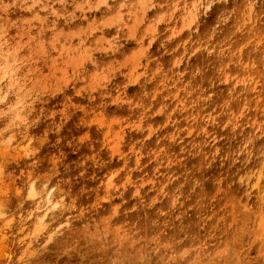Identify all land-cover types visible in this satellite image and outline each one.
Instances as JSON below:
<instances>
[{"label":"rangeland","instance_id":"1","mask_svg":"<svg viewBox=\"0 0 264 264\" xmlns=\"http://www.w3.org/2000/svg\"><path fill=\"white\" fill-rule=\"evenodd\" d=\"M8 2L0 0V53L14 54L22 87H40L33 117H14L23 124L18 140L0 141V264H12V237L15 264H125L127 229L159 230L151 226L153 212L136 202L133 180L144 186L143 178L121 175L126 169L142 160L151 174L180 167L195 159L185 144L208 148L211 140L219 148L226 137L218 133H231L241 120L242 133L264 127V3L128 0L127 9L120 4L107 14L95 0H70L44 19L35 11L5 12ZM0 63V73L13 70ZM66 89L76 100L103 94L92 105ZM44 96L58 97L59 105L44 107ZM31 180L56 188L52 199L65 211L50 217L47 229L39 216L32 222L38 205L26 199ZM116 181L133 188L122 211L125 201L107 195ZM161 198L163 192L151 196L147 207ZM106 202L108 214L98 215ZM68 219L49 239L47 232ZM97 223L106 230L95 231ZM37 231L45 233L31 239Z\"/></svg>","mask_w":264,"mask_h":264},{"label":"clouds","instance_id":"2","mask_svg":"<svg viewBox=\"0 0 264 264\" xmlns=\"http://www.w3.org/2000/svg\"><path fill=\"white\" fill-rule=\"evenodd\" d=\"M70 0H9L4 11L19 9L24 12L43 14L48 19L53 14L54 6L59 5L60 12ZM255 3V0H248ZM264 3V0H261ZM97 10L103 8L107 14L114 13L120 4L129 7L128 0H95ZM66 14V13H65ZM193 39V43H196ZM201 44L204 41H199ZM0 61L12 66L13 70L7 75L0 73V141L12 145L23 132V124L14 119L17 115L31 119L36 113L39 104L35 103L39 85L33 87L32 83H24L18 79L17 72L22 75V70L17 69L18 61L12 52L0 53ZM0 67L3 64L0 63ZM31 90V91H29ZM103 93H83L79 100L72 94L71 89H66L64 95H72L78 103L87 102L95 105L100 103ZM114 95V93H113ZM44 107L53 104L59 105L58 97L44 96ZM105 103L108 100L104 101ZM43 113L37 114L36 124L39 126ZM7 124L8 127H3ZM244 128V121L237 122L236 128L231 132L218 133L226 137L217 148L215 142L209 141L210 147L202 145H184L185 152L191 153L195 159H185L183 166L157 171L151 174V169L144 166V161L135 166L131 173L127 169L121 175L142 177L144 186L138 180H133L135 186L137 205L144 202V207L153 212L152 227H159L155 233L141 232L139 228L127 229L130 241L127 254L123 257L125 264H264V127L253 134ZM231 144V149L226 146ZM214 149H216L214 151ZM177 156L179 149L173 148ZM33 155L29 153V157ZM128 167H132L133 157L129 155ZM131 162V163H130ZM0 167V175L3 174ZM171 173V175H169ZM134 177V176H133ZM153 181L152 190L147 187L148 180ZM43 185V186H42ZM32 195L26 199L38 205L40 224L48 228L46 221L61 211V204L52 199L57 189L43 180L29 182ZM133 188L121 185L116 181L107 191L109 201L122 198L124 207L130 206L126 194ZM130 192V193H131ZM163 192L159 203L148 208L151 196ZM89 200L91 202V194ZM175 203H171L172 201ZM109 204L106 202L98 215H107ZM159 213V214H157ZM140 216L144 217L143 211ZM132 217L130 214L129 219ZM148 219V217H147ZM145 219V220H147ZM122 220L117 219L118 223ZM70 219L63 220L55 225V231H48L49 239L55 232L66 228ZM156 221V223H153ZM27 223V221H25ZM58 225V226H57ZM108 229V228H107ZM95 231H105V225L97 223ZM37 231L31 239L44 234ZM168 233L167 239L162 238ZM155 237V239H151ZM16 237L8 242V251L12 253V264L18 249L12 247ZM48 243V240L45 241Z\"/></svg>","mask_w":264,"mask_h":264}]
</instances>
